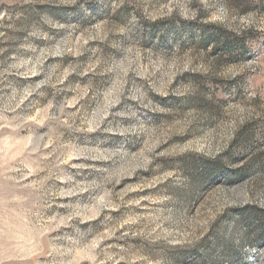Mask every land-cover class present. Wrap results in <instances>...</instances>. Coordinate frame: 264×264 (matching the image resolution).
<instances>
[{
	"label": "rangeland",
	"instance_id": "obj_1",
	"mask_svg": "<svg viewBox=\"0 0 264 264\" xmlns=\"http://www.w3.org/2000/svg\"><path fill=\"white\" fill-rule=\"evenodd\" d=\"M0 264H264V0H0Z\"/></svg>",
	"mask_w": 264,
	"mask_h": 264
}]
</instances>
